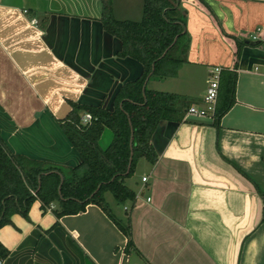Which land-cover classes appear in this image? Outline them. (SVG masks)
I'll use <instances>...</instances> for the list:
<instances>
[{
  "label": "crops",
  "instance_id": "1",
  "mask_svg": "<svg viewBox=\"0 0 264 264\" xmlns=\"http://www.w3.org/2000/svg\"><path fill=\"white\" fill-rule=\"evenodd\" d=\"M101 1L0 0V131L11 152L76 166L80 154L58 122L71 109L67 100L112 109L119 88L141 75L142 64L120 57V39L104 30ZM135 1L113 0L115 16L139 20L143 0L133 8ZM208 3L183 1L185 64L201 67L207 86L213 67L236 71V102L219 127L190 114L169 122L157 161L146 159L126 183L136 199L121 204L123 215L106 198L113 216L130 225L133 245L97 204L57 217L58 205L44 212L36 201L28 219L15 214L13 225L0 228L10 250L2 264H263L264 0ZM258 27L261 40L245 38L238 53L234 37ZM178 76L148 84L173 81L151 89L195 97L194 105L203 106L207 87L197 94L191 80L180 87Z\"/></svg>",
  "mask_w": 264,
  "mask_h": 264
},
{
  "label": "trees",
  "instance_id": "2",
  "mask_svg": "<svg viewBox=\"0 0 264 264\" xmlns=\"http://www.w3.org/2000/svg\"><path fill=\"white\" fill-rule=\"evenodd\" d=\"M183 1L143 0L142 17L132 20L118 19L113 0H102L100 20L107 33L120 39L118 55L139 61L143 71L119 88L112 109L102 103L67 100L71 109L58 122L80 154L81 162L76 166L53 165L13 153L0 131V228L13 225L15 214L28 219L36 201H40L44 212L53 202L57 203V217L83 212L94 203L128 236V247L133 245L130 225L113 216L105 194L110 192L119 204L134 201L136 192L126 179L135 173L141 158L157 161L169 139L165 134L167 124L181 122L188 109L200 102L188 95L148 88L151 77L177 76L188 62V13ZM200 1L210 7L208 0ZM234 38L240 53L246 40ZM236 84L237 72L222 70L214 117L217 127L236 102ZM85 113L92 115L87 123L82 121ZM106 130L112 138L103 147L101 139ZM9 254L10 250L0 241V263Z\"/></svg>",
  "mask_w": 264,
  "mask_h": 264
},
{
  "label": "rangeland",
  "instance_id": "3",
  "mask_svg": "<svg viewBox=\"0 0 264 264\" xmlns=\"http://www.w3.org/2000/svg\"><path fill=\"white\" fill-rule=\"evenodd\" d=\"M136 3H138V0L134 2L133 6L135 5V7L133 8H136ZM137 15V16H136ZM139 15V16H138ZM138 17L139 19L142 17V10L139 12V14H137L135 12V18ZM248 31H246V33L244 35L241 34V36H239V39L240 40H245V38H250V34L249 36L247 37V34ZM264 33V32H263ZM243 36V37H242ZM185 64V63H184ZM182 65L181 68L178 70V74H179V79H176L177 81L176 82H179V86L181 87L182 85H187L189 83V80H191V85H192V90L193 91H196V93L200 94L203 92V90L206 89L207 87V77L206 75L204 74V71L203 69H201V67H197V69H192L191 65ZM203 68V67H202ZM177 74V75H178ZM174 77V76H173ZM164 78V77H163ZM164 80V79H163ZM172 80V79H171ZM171 82L173 81H163V84H157V83H153V81H151L149 84H148V88H151V87H154L155 89H164L165 87H167L168 84H171ZM112 136V133L107 130L106 133L104 134L103 136V141H102V144L106 141L108 142V139ZM110 142V141H109ZM146 159L145 158H141L139 160L140 162V167L139 169L131 176L129 177L127 180H126V183L128 185L131 184L132 181H134L136 178H137V174L139 173H142L143 171V167H144V164H146ZM138 162V164H139ZM137 164V165H138ZM138 174V175H139ZM108 202H110V204L112 206H114V210L117 211V212H121L120 214L123 215L124 211H123V205L119 204L117 201L115 202V199L113 198V195L110 193V192H106L105 194ZM56 204V205H55ZM51 206H57V203H52ZM118 207V209H117ZM263 264H264V260H263Z\"/></svg>",
  "mask_w": 264,
  "mask_h": 264
},
{
  "label": "built area",
  "instance_id": "4",
  "mask_svg": "<svg viewBox=\"0 0 264 264\" xmlns=\"http://www.w3.org/2000/svg\"><path fill=\"white\" fill-rule=\"evenodd\" d=\"M260 33H261V28L258 27L257 30L250 33L251 40H253V41L261 40ZM222 70H223V68L221 66H215L211 69L210 76L208 78V86L206 89V94L203 98L204 105L203 106L192 105L188 109L186 115L190 114V115L214 119L215 111H216V105H217L218 96H219V87H220ZM91 119H92V115L90 113H85L82 116L83 123H87ZM144 180H146V177H144ZM33 193H35V192H33ZM0 264H2V263H0Z\"/></svg>",
  "mask_w": 264,
  "mask_h": 264
},
{
  "label": "water",
  "instance_id": "5",
  "mask_svg": "<svg viewBox=\"0 0 264 264\" xmlns=\"http://www.w3.org/2000/svg\"><path fill=\"white\" fill-rule=\"evenodd\" d=\"M101 6H102V10H103V3H102V1H101ZM261 25H264V24H261ZM250 30H251V31H252V30L254 31V30H255V28H253V29H250ZM68 104H69V103H68ZM69 106H70V105H69ZM67 114H68V113H67ZM67 114H66V115H67ZM66 115H65V116H66ZM65 116H64V117H61V118H59V119H63V118H65Z\"/></svg>",
  "mask_w": 264,
  "mask_h": 264
}]
</instances>
